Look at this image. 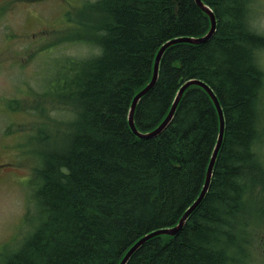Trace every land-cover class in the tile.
Wrapping results in <instances>:
<instances>
[{
    "label": "trees",
    "instance_id": "16d2710c",
    "mask_svg": "<svg viewBox=\"0 0 264 264\" xmlns=\"http://www.w3.org/2000/svg\"><path fill=\"white\" fill-rule=\"evenodd\" d=\"M202 1L215 15L214 34L200 45L165 50L134 122L141 133L155 129L179 88L196 79L221 105L223 142L208 191L182 229L149 239L126 264H249L254 237L264 238V166L254 151L264 36L249 27V0ZM82 7L72 21L90 29V43L101 51L64 59L41 93L48 96L41 103L73 110L69 119L45 124L55 134L51 148L36 154L30 211L36 219L32 227L33 215L27 220L31 230L4 264H119L144 235L175 226L204 183L219 121L202 88L184 91L154 138L135 136L127 115L151 80L159 48L205 35L208 16L194 0H97Z\"/></svg>",
    "mask_w": 264,
    "mask_h": 264
},
{
    "label": "rangeland",
    "instance_id": "374dc122",
    "mask_svg": "<svg viewBox=\"0 0 264 264\" xmlns=\"http://www.w3.org/2000/svg\"><path fill=\"white\" fill-rule=\"evenodd\" d=\"M95 1L0 0V264L18 249L36 219L30 213L36 154L51 148L53 120L61 123L70 117L67 110H73L41 103L48 98L41 93L64 59H88L101 51L90 43V29L72 21V16L81 15L82 4ZM249 1V27L264 36V0ZM79 20L83 21L80 16ZM256 65L262 72V89L254 151L264 166V51ZM263 250L264 243L254 237L249 264H264Z\"/></svg>",
    "mask_w": 264,
    "mask_h": 264
},
{
    "label": "water",
    "instance_id": "95a60500",
    "mask_svg": "<svg viewBox=\"0 0 264 264\" xmlns=\"http://www.w3.org/2000/svg\"><path fill=\"white\" fill-rule=\"evenodd\" d=\"M176 1L178 2V0ZM194 2L209 17V20H210L209 31L204 36H201V37H181V38H175V39L169 40L159 48L154 58L152 76H151L150 82L142 90H140L132 99L129 112H128V124L133 134L140 139H150V138H154L158 136L166 128V126L169 124V122L173 118V115L176 111V108L178 106V103L184 91L190 86H198L207 92V94L213 101L214 106L217 110L218 120H219V130H218V135H217V141L212 151V155L210 157L209 163L207 165V170H206L205 180H204L202 190L198 198L196 199V201L184 212L178 224L172 228L159 229V230H155V231H152L144 235L142 238H140L135 244H133L129 248V250L125 253L124 257L121 259L119 264H126L129 258L132 256V254L140 246L146 243L149 239L156 237V236H160V235L175 236L182 229L189 215L197 208V206L203 200L205 194L208 191L210 180H211L212 173H213V168H214V165L217 159L218 152L223 142V136H224V131H225V119H224L223 111L221 110V107H220V103L218 99L216 98V96L214 95V93L212 92V90H210V88L204 82L196 80V79L187 81L180 87V89L178 90L175 96V99L172 103V106L169 110L168 115L155 129H153L150 132L141 133L136 129L135 122H134V112H135L137 103L146 93L149 92V90L155 85L158 79L160 61H161V58L165 50L168 47L178 44V43H188L191 45H200L208 41L211 38V36L214 34L215 29H216V18L212 10L207 5H205L202 2V0H194Z\"/></svg>",
    "mask_w": 264,
    "mask_h": 264
},
{
    "label": "bare ground",
    "instance_id": "6f19581e",
    "mask_svg": "<svg viewBox=\"0 0 264 264\" xmlns=\"http://www.w3.org/2000/svg\"><path fill=\"white\" fill-rule=\"evenodd\" d=\"M131 105V104H130ZM220 107H221V105H220ZM136 109V108H135ZM221 110H222V108H221ZM223 111V110H222ZM129 112V111H128ZM135 113V112H134ZM213 174V173H212Z\"/></svg>",
    "mask_w": 264,
    "mask_h": 264
}]
</instances>
